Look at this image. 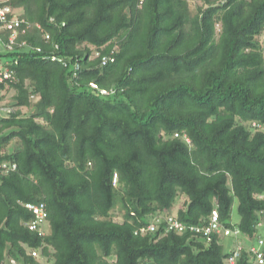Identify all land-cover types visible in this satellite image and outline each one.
<instances>
[{"label": "trees", "instance_id": "obj_1", "mask_svg": "<svg viewBox=\"0 0 264 264\" xmlns=\"http://www.w3.org/2000/svg\"><path fill=\"white\" fill-rule=\"evenodd\" d=\"M203 1L11 0L0 264H258L264 0Z\"/></svg>", "mask_w": 264, "mask_h": 264}, {"label": "built area", "instance_id": "obj_2", "mask_svg": "<svg viewBox=\"0 0 264 264\" xmlns=\"http://www.w3.org/2000/svg\"><path fill=\"white\" fill-rule=\"evenodd\" d=\"M24 22L25 19L20 17L19 11L13 7V5L11 4V0H0V43L4 44L5 47L9 49H13L14 44L19 36V28L21 27V24ZM30 25L31 24L28 23L27 27L25 29H22V32L25 33L26 29L29 28ZM4 37H7V41L4 39ZM262 37L264 41V32L262 34ZM22 43L24 44L25 42ZM113 60L114 57L110 55H105L102 57V61L104 64ZM11 77H12L11 70L0 61V82H3L5 79H10ZM5 111L7 110L5 109L4 105L0 104V118L3 117L2 115H4L3 113ZM117 179H118V174H115L114 175L115 184L117 183ZM261 197H264V195H261ZM29 206L32 207L31 205ZM35 211L37 212L38 220L33 221L30 224V226L31 228L37 229L38 222L43 219V217L46 215V212L44 210L43 205L36 207ZM217 221H218V217L215 214V216L213 217V222L207 229V233H212L214 231L218 233L221 232V228L218 225ZM230 233H231L230 229L225 230L226 235H229ZM248 246L249 248L247 249L250 250L252 254H254L256 263L264 264V238H259V239L256 238V243L254 245H248ZM245 248L246 247L244 245L238 244L235 250L233 251V254L229 257V262L232 264L236 263V261L241 257L243 250ZM32 254L34 256H38L37 250H33ZM11 262L12 264H19L14 260H12Z\"/></svg>", "mask_w": 264, "mask_h": 264}, {"label": "rangeland", "instance_id": "obj_3", "mask_svg": "<svg viewBox=\"0 0 264 264\" xmlns=\"http://www.w3.org/2000/svg\"><path fill=\"white\" fill-rule=\"evenodd\" d=\"M197 5H204V1L203 0H191V8L193 10H195L196 6ZM20 11V10H18ZM5 49V45L0 43V52L4 51ZM15 93V91H9L8 89L7 90H2V94H5L6 97H7V102L9 100H11V96H13V94ZM5 109L9 112H14L15 111V108L12 107V106H6L4 105ZM25 111H27L26 108H24ZM3 116V115H2ZM239 219V215H238V200L235 199V202H234V206H233V211H232V220H238ZM233 242L231 244H228V246H224L225 250H228L231 248ZM5 264H11V262H5Z\"/></svg>", "mask_w": 264, "mask_h": 264}]
</instances>
